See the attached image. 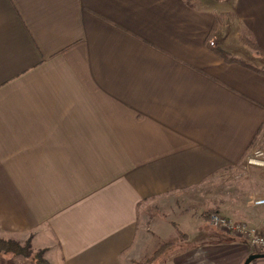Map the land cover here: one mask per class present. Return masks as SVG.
Returning a JSON list of instances; mask_svg holds the SVG:
<instances>
[{"label":"crops","instance_id":"obj_1","mask_svg":"<svg viewBox=\"0 0 264 264\" xmlns=\"http://www.w3.org/2000/svg\"><path fill=\"white\" fill-rule=\"evenodd\" d=\"M190 2L0 0V238H30L49 264H136L161 241L151 207L264 144V55L242 41L264 48V0ZM245 217L264 232V214ZM217 229L167 253L260 251Z\"/></svg>","mask_w":264,"mask_h":264},{"label":"rangeland","instance_id":"obj_2","mask_svg":"<svg viewBox=\"0 0 264 264\" xmlns=\"http://www.w3.org/2000/svg\"><path fill=\"white\" fill-rule=\"evenodd\" d=\"M260 189L261 186L256 180L236 167L231 173L219 175L191 193H184L177 195V197H167L166 203H162L156 208L151 207L148 211L153 222L155 220L160 221L161 232L155 236V241L159 239L166 240L174 236L176 225L178 229L187 234L188 238L176 246L175 250L179 252L182 249L207 247L211 245L210 242L218 239L222 234L217 227L210 224L209 219L200 215L201 212L217 208L218 213L222 215L227 213L236 219L244 218L247 214H253V212L264 214V206L253 208L247 207L246 204L249 193ZM173 256V253H167L166 256L161 257L154 264H175ZM10 257H13V259L18 257V259H10L9 264H33L29 259L13 255ZM19 259L21 261L24 259V262ZM252 262L253 264H264V258Z\"/></svg>","mask_w":264,"mask_h":264},{"label":"built area","instance_id":"obj_3","mask_svg":"<svg viewBox=\"0 0 264 264\" xmlns=\"http://www.w3.org/2000/svg\"><path fill=\"white\" fill-rule=\"evenodd\" d=\"M262 145L264 144L259 142L252 146L237 166L244 174L252 177L261 186L259 191L249 193L246 199L248 207L264 206V146ZM208 219L211 225L226 231L232 236L244 239L250 248L264 250V232L256 226L216 212L212 213Z\"/></svg>","mask_w":264,"mask_h":264},{"label":"trees","instance_id":"obj_4","mask_svg":"<svg viewBox=\"0 0 264 264\" xmlns=\"http://www.w3.org/2000/svg\"><path fill=\"white\" fill-rule=\"evenodd\" d=\"M185 3L190 4V0H184ZM225 19V15H216L215 18V23L211 28V33L214 32L216 29H218L219 26L222 25L223 21ZM242 41H245L248 43L249 47L252 48L257 54L264 55V48L260 47L257 45L253 39L252 40H247V39H242ZM217 52L225 58L226 61L229 62H238L241 63L242 65H245L248 68H251L253 70L263 72L260 69H257L254 65L251 63L247 62H241L240 60H236L235 58L228 57L227 53L223 52L222 50H217ZM235 168L234 167H228L227 171L228 173H231ZM219 172L210 175L206 178V181L208 182L209 180L215 179V177L219 176ZM217 212V208H211L208 210H205L201 212V216L204 218L208 219L211 213ZM176 233L174 236L166 239V240H161L157 246L154 248V250L151 252L149 256H147L145 259L138 261L136 264H154L156 261H158L164 254L167 252L171 251L173 248L178 246L180 243L184 242L187 240L188 236L185 232L181 231L176 227ZM44 249H38L34 251L31 247V240L28 238L26 241L23 243L16 241L14 239H2L0 238V253H8V254H13L15 256H20L25 259L31 260L34 264H49L48 261L44 258ZM259 252H264L263 250H260Z\"/></svg>","mask_w":264,"mask_h":264},{"label":"water","instance_id":"obj_5","mask_svg":"<svg viewBox=\"0 0 264 264\" xmlns=\"http://www.w3.org/2000/svg\"><path fill=\"white\" fill-rule=\"evenodd\" d=\"M260 258H264V252L251 253L247 256V258L243 261L242 264H249L252 261Z\"/></svg>","mask_w":264,"mask_h":264}]
</instances>
